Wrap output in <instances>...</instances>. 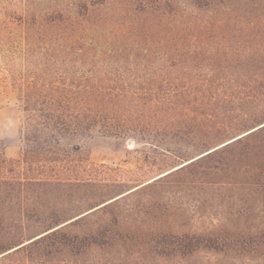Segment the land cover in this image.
<instances>
[{"label":"trees","instance_id":"trees-1","mask_svg":"<svg viewBox=\"0 0 264 264\" xmlns=\"http://www.w3.org/2000/svg\"><path fill=\"white\" fill-rule=\"evenodd\" d=\"M16 3L0 0V55L8 65L15 54L21 56V74L13 76L21 99V156L31 161L33 154L43 156L40 150L62 139L93 133L140 140L178 159L201 153L78 215L51 213L44 225L50 227L0 251V264L20 252L29 264H62L86 246H97L105 234L91 232L84 244L86 238L71 227L264 132L262 123L207 149L264 119V105L237 122L226 114L264 93V46H257L264 41V0H19L17 13L11 10ZM14 23L21 27V43L18 47L12 39L3 48L6 28ZM23 145L34 149L24 152ZM24 158L19 163L27 164ZM4 174L0 184L18 192L29 185H87L78 178L23 180ZM243 179L264 202V170L247 168ZM159 206L160 201L151 202L144 210ZM4 220L0 212V231ZM165 235L170 239L165 245H175L179 261L206 250L223 252L226 264H264V229L223 238ZM8 236H0V249L14 239Z\"/></svg>","mask_w":264,"mask_h":264},{"label":"rangeland","instance_id":"rangeland-1","mask_svg":"<svg viewBox=\"0 0 264 264\" xmlns=\"http://www.w3.org/2000/svg\"><path fill=\"white\" fill-rule=\"evenodd\" d=\"M16 2L11 10L17 13L20 12V3L19 0ZM20 28L15 23L6 28L3 48H9L12 39L19 47ZM261 38H264V32H261ZM258 45L264 46V41H257ZM21 69L19 54H15L9 65L0 55V174L5 173L7 178L19 176L23 180L34 177L78 178L85 180L87 185L68 189L29 185L18 192L17 187L10 190V186L0 184V212L5 217L0 236L5 240L10 233L14 238L6 241L8 243L0 251L19 241L31 239L50 227L44 225L51 213L67 218L78 215L151 181L201 153L178 159L140 140L93 133L62 139L50 149L40 150L43 156L33 154L30 161L19 152L22 146L18 136L21 99L13 76L14 73L20 75ZM168 79L161 80L165 82ZM257 97L254 102L226 110L228 119L237 122L245 114L256 112L264 105V93ZM262 123L264 119L248 123L244 129L207 149ZM32 149L23 145L24 152ZM23 158L27 164L19 163ZM210 166L215 168L210 169ZM255 166L264 170V132L213 160L203 161L153 187L119 200L105 208L101 213L103 215L97 213L71 227L72 232L86 238L81 240L84 244L89 241L88 234L91 232L100 230L99 236L105 234L99 237L97 246H86L78 256L65 257L62 264H226L223 252L206 250L197 251L188 261H179L175 245H165L170 240L165 234L203 238H223L241 232L258 234L264 229V202L253 191L254 188H247L243 179L247 168ZM13 194L17 197L12 198ZM159 201L158 208L144 210L149 203ZM25 255L24 252L10 255L2 263L29 264ZM238 263L236 260L234 264ZM39 264L51 263L43 261Z\"/></svg>","mask_w":264,"mask_h":264},{"label":"water","instance_id":"water-1","mask_svg":"<svg viewBox=\"0 0 264 264\" xmlns=\"http://www.w3.org/2000/svg\"><path fill=\"white\" fill-rule=\"evenodd\" d=\"M261 125H263V124H261ZM261 125H259V126H261ZM259 126H257V127H259ZM257 127H256V128H257ZM253 129H255V127H254V128H251V129H249V131H251V130H253Z\"/></svg>","mask_w":264,"mask_h":264}]
</instances>
